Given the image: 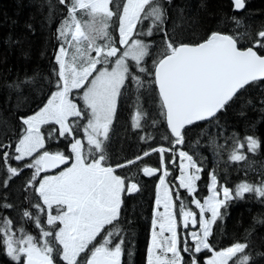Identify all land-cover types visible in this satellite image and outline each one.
<instances>
[{"label": "snow or ice", "instance_id": "1", "mask_svg": "<svg viewBox=\"0 0 264 264\" xmlns=\"http://www.w3.org/2000/svg\"><path fill=\"white\" fill-rule=\"evenodd\" d=\"M58 3L67 7V17L57 29L61 44L55 56L58 65L54 69L55 91L34 114L21 117L26 128L14 147L11 142L0 141V157L7 172L4 188L24 169L33 170L23 191L25 199L31 195L29 189L36 195L38 202L32 208L37 211L23 210L21 220L32 221L39 229V238L27 234L23 225L14 229L12 219L4 217L0 222V239L15 264H58L57 257L63 264H121L124 235L115 222L121 217L123 197L140 191L138 183L126 184V178L106 163L109 133L121 96L132 85L137 92L152 86L151 92L155 93L173 137L172 148L153 147L143 155L158 152L163 160L164 153L171 151L170 163H175V146L184 143L186 126L218 120L217 114L226 112L247 86L264 84V29L256 33L252 46L243 49L236 37L218 31L203 42L182 44L169 37L164 27L165 8L159 0H58ZM233 6L243 9L244 0H233ZM144 21L150 22L147 29ZM236 26H240L238 20ZM153 28L162 34L163 42L156 49L152 48L154 41L140 39L151 37ZM69 49L73 50L71 54ZM73 90L82 91H77L74 97ZM77 99L83 101L82 106ZM136 99L139 102V95ZM143 115L146 113L138 108L134 127H141ZM43 126L51 127L42 131ZM81 132L87 147L79 136ZM46 136L49 144L59 145L63 141L64 150L46 146ZM244 139L249 152L259 148L260 143L253 136ZM244 147V143L234 139L228 159H246L239 151ZM8 150L12 151L13 160L26 161L22 167L8 165ZM179 157V188L186 190L199 210L198 214L186 210L179 191L176 192L177 200L181 201L183 227L189 229L191 224L196 229L199 224V228L189 230L191 246L185 238L181 249L173 191L158 177L160 189L155 200L148 264H199L197 254L205 250L211 253L206 264H229L237 254L245 253L248 244L235 242L216 250L210 242L213 226L218 220L223 221L230 201L243 199L246 193L264 198V179L259 183L242 181L230 189L220 183L214 171L210 172L208 195L201 202L196 193L203 167L183 150L179 151ZM157 171L152 167L142 169L145 176ZM168 174L165 168L163 175ZM11 208L10 203H0V209ZM41 215L45 218L43 224ZM182 252L187 254V261ZM249 259L250 255L244 254L236 264H248Z\"/></svg>", "mask_w": 264, "mask_h": 264}, {"label": "trees", "instance_id": "2", "mask_svg": "<svg viewBox=\"0 0 264 264\" xmlns=\"http://www.w3.org/2000/svg\"><path fill=\"white\" fill-rule=\"evenodd\" d=\"M159 2L163 4L166 12L164 27L169 37L177 43L194 45L203 42L212 32L218 31L236 37L238 46L243 49L252 46V40L257 38L256 33L264 29V0H244L245 7L239 13L234 10L231 0H171L170 5L168 0ZM77 15L81 16V13L78 12ZM66 17L67 7L59 4L58 0H0V141L11 142L14 147L26 128L21 117L27 118L34 114L44 105L50 93L55 91L54 69H58L55 56L61 44L57 38V29ZM83 19L87 20L88 17L83 16ZM237 20L239 27L236 26ZM149 23L144 21L145 29ZM139 28L140 25L138 30ZM152 30L151 37L141 36L140 39L145 42L154 41L152 48L156 49L163 42L162 34L157 33L155 28ZM147 59L150 60L151 57ZM148 66L151 68L150 63ZM139 75L143 77L144 74ZM16 84H20V87H15ZM151 87L149 85L147 90L142 88L137 92L136 87L132 85L118 102L107 145L108 158L114 164L111 165L113 167L143 156L145 150L153 147L172 148L173 137L167 128L155 93L151 92ZM77 91L82 90L73 91L74 97ZM137 95L140 97L139 102L136 99ZM76 102L83 105V101L79 99ZM138 108L142 113H146L140 119L139 128L134 127ZM217 115L218 120L213 118L199 122L184 130L186 133L184 143L175 146V163H170L173 155L171 151L164 153L163 162L158 152H152L150 155L154 156L128 168L127 174L135 172V168L138 169V173L142 172L147 166L155 167L161 173L164 164L169 173L166 182L177 192L181 162L178 153L183 150L192 155L203 167L202 179L197 182L196 193L201 202L208 195L209 175L213 171L220 183L230 189H235L242 181L259 183L264 179V84L247 86L244 94L231 102L226 112ZM49 127L51 126H45L43 131ZM79 136L82 139L84 134L81 132ZM246 136H253L259 141L260 146L255 152L248 151L247 141L244 139ZM234 139L245 144L239 151L246 159L241 161L228 159ZM53 144L55 143L49 144L48 140L46 141V146L52 148ZM60 144L63 145V141ZM8 151V165L22 167L26 161L13 160L12 151ZM32 171L24 169L20 176L9 181L8 188H4L3 181L7 178V172L6 165L0 157V203L7 202L13 205L11 209H0V222L4 217H8L12 219L14 229L23 225L27 234H32L38 239L39 229L33 222L21 220L23 210L27 209L33 213L37 211L32 208V204L38 202L36 195L29 189L31 195L25 199L26 193L23 191ZM157 180L158 177L147 180L141 177L138 184L141 185L142 192L126 198L120 220L115 222L121 226L124 235L121 264H147L153 218L152 203ZM183 193L184 197L180 198L187 209L188 202L193 204L192 197L186 190ZM262 200L264 198L246 193L243 199L230 201L223 221L218 220L213 226L210 242L214 244L216 250L225 249L235 242L248 244L245 253L237 254L229 264H236L244 254L250 255L248 264H264ZM180 206L181 201L177 200L176 210L180 211ZM221 211L223 213L225 209ZM44 219L41 215L42 224ZM184 240L180 238L181 249ZM183 255L187 261V254ZM208 255L211 253L204 251L197 254V257L200 261ZM56 259L58 264H63L58 257ZM0 264H15L7 256L2 239Z\"/></svg>", "mask_w": 264, "mask_h": 264}, {"label": "flooded vegetation", "instance_id": "3", "mask_svg": "<svg viewBox=\"0 0 264 264\" xmlns=\"http://www.w3.org/2000/svg\"><path fill=\"white\" fill-rule=\"evenodd\" d=\"M152 156H154V155H143V156H140V157H142L141 159H139V160H135V162L134 163H130V164H126V166H124V167H116L115 166V170H116V174H118V175H121V176H123V177H125L126 178V184L128 183V181H132V182H136V183H139V179H141V177H144V179L145 180H147V179H152L153 177H159V179H164L165 181L167 180V176H164L163 175V172H159V171H157V173L155 174V175H152V176H145L144 174H143V172H139L138 173V169L137 168H135V172L134 171H132V174H127V169L128 168H130V167H134L136 164H138L139 162H141L142 160H144V159H146V158H148V157H152ZM106 163H108V164H110V165H114V164H112V161L110 160V158H107V161H106ZM147 167H152V166H147ZM152 168H155V167H152ZM157 169V168H156ZM130 170H133V169H130ZM59 170H57L56 172H58ZM120 172L122 173V174H120ZM179 182V181H178ZM158 183H159V181L157 180V185H158ZM167 183V182H166ZM168 184V183H167ZM139 185V187H140V191L139 192H134L132 195H125L124 197H123V204H124V202H125V200H126V198H130V197H132V196H137V195H139L141 192H142V187H141V185L140 184H138ZM168 186L170 187V189H172V191H173V200H174V203H176V201H177V198H176V192L174 191V189H173V187L171 186V185H169L168 184ZM177 187L179 188V185H177ZM156 190H157V188H156ZM179 193H180V196L181 197H184V193H183V191H184V189H181V188H179ZM156 198H157V192H155V195L153 196V205H152V214H154V213H156V208H155V200H156ZM188 198V197H187ZM186 198V201L188 200ZM188 202V201H187ZM187 209L186 210H188V209H190V210H192V211H194V212H196L197 214L199 213V211H198V209H196L195 208V205H193V204H189V202L187 203ZM123 206V205H122ZM160 210V209H159ZM179 213H180V211H178ZM178 217H180V220H179V238H182V237H184V238H187V240L190 242V243H192V241H191V239H190V237H189V230H197L198 228H199V224H197V226H196V229H192V226H191V224L189 225V229H184V227H183V218H182V215H181V213H180V215H177ZM197 219L199 220V215H197ZM152 220H153V218H152ZM120 226V225H119ZM107 227H111V226H107ZM107 227H106V230H107ZM120 228H121V226H120ZM101 235H103V233H101ZM118 239V238H117ZM100 240V237H97V242ZM150 242V241H149ZM90 247H91V245H90ZM149 248V247H148ZM202 252H204V251H202ZM182 254H183V252H182ZM200 254V253H199ZM211 255H208V258L210 257ZM122 258V257H121ZM199 264H205V259H201L200 261H199Z\"/></svg>", "mask_w": 264, "mask_h": 264}, {"label": "rangeland", "instance_id": "4", "mask_svg": "<svg viewBox=\"0 0 264 264\" xmlns=\"http://www.w3.org/2000/svg\"><path fill=\"white\" fill-rule=\"evenodd\" d=\"M73 50L72 49H69V52H70V54H71V52H72ZM130 62H133V61H131V60H129V63ZM73 91H75V90H73ZM45 126H43L42 127V131H43V128H44ZM48 139H46V141H47ZM82 141L85 143V145H86V137L84 136L83 138H82ZM61 143V142H60ZM86 147H87V145H86ZM59 149V150H63V145H61V144H59V145H56V144H53V147H52V150H56V149ZM152 152H150V154H151ZM149 154V155H150ZM185 163H186V161H185ZM163 171V170H162ZM179 181V180H178ZM166 182V181H165ZM167 184V183H166ZM168 185V184H167ZM169 187V186H168ZM170 188V187H169ZM159 189H160V185H159V187H158V189H157V195H158V192H159ZM159 211H163V208L161 207L160 208V210ZM178 210H176V207H175V209H174V212H175V215H176V219H177V232H178V236H179V220H180V217H178L177 215H180V213L179 212H177ZM199 211V210H198ZM210 215V214H209ZM155 216H156V213H155ZM206 216H207V214H206ZM152 227H153V225H152ZM157 231H159V229H157ZM165 235L166 236H168V235H170L169 233H165ZM151 236H152V228H151V234H150V242H149V248L151 247ZM189 237H190V239H191V236L189 235ZM183 239H185L184 237H182ZM180 239V238H179ZM206 251V250H205ZM171 254H169V256H170ZM148 258V257H147ZM207 259H208V257L207 258H205V264H206V261H207ZM147 264H148V260H147Z\"/></svg>", "mask_w": 264, "mask_h": 264}, {"label": "water", "instance_id": "5", "mask_svg": "<svg viewBox=\"0 0 264 264\" xmlns=\"http://www.w3.org/2000/svg\"><path fill=\"white\" fill-rule=\"evenodd\" d=\"M231 1L233 2V0H231ZM236 10H237V9H236ZM240 10H242V9H238L237 11H240ZM199 122H203V121H199ZM199 122H196V123H199ZM196 123H194V124H196ZM190 126H191V125H190ZM187 127H189V126H186V128H187ZM186 128H185V129H186ZM168 130H169V129H168ZM169 132H170V130H169ZM57 170H59V169H56V170H54V171H57ZM184 229H185V228H184Z\"/></svg>", "mask_w": 264, "mask_h": 264}, {"label": "bare ground", "instance_id": "6", "mask_svg": "<svg viewBox=\"0 0 264 264\" xmlns=\"http://www.w3.org/2000/svg\"><path fill=\"white\" fill-rule=\"evenodd\" d=\"M244 7H245V6H244ZM243 9H244V8H243ZM243 9H242V10H240V11H237L236 9H234V10H235L236 12H238V13H239V12H242V11H243Z\"/></svg>", "mask_w": 264, "mask_h": 264}]
</instances>
